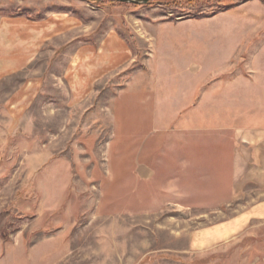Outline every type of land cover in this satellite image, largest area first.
I'll use <instances>...</instances> for the list:
<instances>
[{
    "label": "rangeland",
    "instance_id": "374dc122",
    "mask_svg": "<svg viewBox=\"0 0 264 264\" xmlns=\"http://www.w3.org/2000/svg\"><path fill=\"white\" fill-rule=\"evenodd\" d=\"M234 1L0 0V264H264V220L215 239L264 190L176 111Z\"/></svg>",
    "mask_w": 264,
    "mask_h": 264
},
{
    "label": "crops",
    "instance_id": "0c3cea01",
    "mask_svg": "<svg viewBox=\"0 0 264 264\" xmlns=\"http://www.w3.org/2000/svg\"><path fill=\"white\" fill-rule=\"evenodd\" d=\"M198 32L207 33L204 39L210 34L215 38L219 77L212 93L204 91L197 104H191L192 95L186 96L176 111L189 114L182 123L184 131L213 133L218 136L215 146L226 144L223 159L229 162L230 191L237 200L249 186L264 190V118L255 115L264 113V1L247 0L221 11L213 29L199 26ZM194 112L204 113L197 123L191 121ZM208 113L216 114L214 120ZM256 220H264V200L219 225L215 239L237 236Z\"/></svg>",
    "mask_w": 264,
    "mask_h": 264
},
{
    "label": "water",
    "instance_id": "95a60500",
    "mask_svg": "<svg viewBox=\"0 0 264 264\" xmlns=\"http://www.w3.org/2000/svg\"><path fill=\"white\" fill-rule=\"evenodd\" d=\"M112 1H117L122 3H133V4H148L152 0H112Z\"/></svg>",
    "mask_w": 264,
    "mask_h": 264
},
{
    "label": "trees",
    "instance_id": "16d2710c",
    "mask_svg": "<svg viewBox=\"0 0 264 264\" xmlns=\"http://www.w3.org/2000/svg\"><path fill=\"white\" fill-rule=\"evenodd\" d=\"M90 2H92V3H97V1L98 0H89ZM109 1H111V2H113V3H122V2H117V1H112V0H109ZM238 3V4H241L243 1H239V0H237V1H234V3Z\"/></svg>",
    "mask_w": 264,
    "mask_h": 264
}]
</instances>
